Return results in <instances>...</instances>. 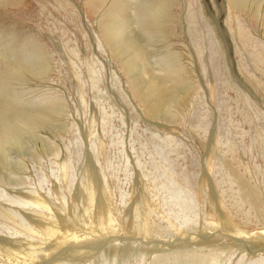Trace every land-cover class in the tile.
<instances>
[{
  "label": "rangeland",
  "instance_id": "rangeland-1",
  "mask_svg": "<svg viewBox=\"0 0 264 264\" xmlns=\"http://www.w3.org/2000/svg\"><path fill=\"white\" fill-rule=\"evenodd\" d=\"M144 1L0 3V264H264V0Z\"/></svg>",
  "mask_w": 264,
  "mask_h": 264
},
{
  "label": "bare ground",
  "instance_id": "bare-ground-1",
  "mask_svg": "<svg viewBox=\"0 0 264 264\" xmlns=\"http://www.w3.org/2000/svg\"><path fill=\"white\" fill-rule=\"evenodd\" d=\"M18 0H0V3H3V4H5V3H7V2H10V3H16ZM231 1V3H232V5L233 6H235V7H239V8H241L243 5H244V3L247 1V0H230ZM167 6H168V2H165L164 0H145L144 1V3H143V5H141L139 8H137V11L135 10V13H137L135 16H136V19H135V21H136V24L137 25H139V27L140 28H142V30H152V29H155L156 28V30H159V28H160V25H159V23L156 21L158 18H159V16H161L162 14H164V12L166 11V9H167ZM122 30H117V28H113L112 29V32H110V31H107V33H105V36L107 37V41H109V42H111V40H113V39H116L117 38V40H120L119 39V37L121 38V35H122V32H121ZM147 32V31H146ZM111 39V40H110ZM123 39V38H122ZM116 44H117V46L120 48V49H126V48H131V49H133V52H134V59H132L131 61H128V64H129V66H133L134 64H136V63H140V64H145L146 63V60H144V58H145V54L146 53H144L141 49H140V45L139 46H137V45H135L134 43H132L131 41H127L126 43L124 42V44H126V46H122L121 44H120V42H116ZM34 64V63H33ZM33 64H32V66H33ZM36 65H35V67H36V69H37V71L38 70H42L43 68H44V66L41 64V62L39 61L38 63H37V61H36V63H35ZM16 66V69L18 70V71H23V69H25V71L26 70H29V71H31V70H33V68L34 67H28V66H25V65H15ZM164 70H166V71H164V75H162L161 77H156V76H149V81H148V84H147V87L145 86V84H143V87L142 88H144V86L146 87V90H144V91H141V90H136V89H134V92H135V94H136V96H137V98L139 99V102L141 101V103H143V106L146 104L147 105V107H148V110L150 111V112H152V113H158L164 106H168V105H166V104H171V106L172 105H175L176 104V99H175V95H176V85H174L173 83H172V80H171V74H172V72L170 71V70H168V69H164ZM22 71H21V73H18V74H22ZM33 72V71H32ZM31 72V73H32ZM33 74H35V73H33ZM147 79V80H148ZM147 82V81H146ZM1 89V88H0ZM4 94V93H3ZM5 95V94H4ZM5 98V97H4ZM6 100V99H5ZM8 100H6V102H7ZM179 101V100H178ZM5 102V103H6ZM4 103V102H3ZM2 103V104H3ZM8 103V102H7ZM0 104H1V102H0ZM178 104V103H177ZM176 104V105H177ZM145 105V106H146ZM176 105H175V107H176ZM178 106V105H177ZM167 108V107H166ZM172 108H174V106H172ZM172 108H170V105H169V108L167 109V112H166V116L167 117H170L171 116V114H172V112H171V110H172ZM1 110L0 111H3L4 109H2V108H0ZM45 109V108H44ZM48 109V108H47ZM34 110V109H33ZM50 109H48V111H49ZM6 111V110H5ZM5 111H3V112H5ZM44 111V110H43ZM2 112V113H3ZM17 112L18 111H16V115H17ZM25 111L23 110L22 111V113H24ZM41 112V111H40ZM45 112L47 113V111L45 110ZM149 112V113H150ZM21 113V112H20ZM19 113V114H20ZM44 113V112H43ZM42 113V114H43ZM50 113H51V110H50ZM162 114L164 113V112H161ZM160 113V114H161ZM4 114V113H3ZM38 114V113H37ZM41 113L39 114L40 116L39 117H44V116H47V114H43L42 115ZM16 115H15V117H16ZM24 115V114H23ZM22 115V116H23ZM29 115V114H28ZM27 115V116H28ZM36 115V114H35ZM50 115V114H49ZM151 115V114H150ZM3 116V115H2ZM1 115H0V118L2 117ZM8 116H10V114L8 115ZM18 116V115H17ZM22 116H21V118H22ZM24 116H26V115H24ZM33 116V119H35L34 118V115H32ZM4 117H6L5 115H4ZM13 117H14V115H13ZM14 117V118H15ZM31 117V116H30ZM30 117H26V119L28 118H30ZM37 117V116H36ZM39 117H37V118H39ZM154 117V116H153ZM7 118H9V117H7ZM46 117H44L43 119H45ZM2 119V118H1ZM6 119V118H5ZM16 119H17V117H16ZM26 119H24V120H22L23 121V123H24V121H26ZM27 119V120H28ZM39 119H41V118H39ZM42 119V120H43ZM46 119H48V118H46ZM4 120V119H3ZM19 121L18 120V122H22V121ZM30 120H32V119H30ZM18 122H17V124H18ZM167 122V121H166ZM2 123V122H1ZM28 123V122H27ZM29 123L31 124V125H33L34 124V122H30L29 121ZM9 124V123H8ZM14 124H16V121H15V123ZM43 124V123H42ZM42 124H40V123H38V125H42ZM44 124H48V123H46V122H44ZM3 125V124H2ZM28 125V124H27ZM36 125H37V123L34 125V127L33 126H31V127H33V128H35L36 127ZM49 125V124H48ZM48 125H45V128L44 129H48V128H46ZM4 126V125H3ZM10 126H12L11 124L10 125H7L6 127L4 126V128H2V127H0V128H2L1 130H0V141H2V140H4V139H9L8 137H10L11 136V134L13 133V131H12V129H11V127ZM18 126V125H17ZM22 127H24L23 125H21ZM29 126V125H28ZM27 127V126H26ZM20 128V127H19ZM29 128V127H28ZM41 128V127H40ZM22 129V128H21ZM24 129H26V128H24ZM37 130V129H36ZM1 143V142H0ZM11 143H12V141H11ZM11 143H9V144H11ZM7 144V143H6ZM1 147V146H0ZM4 154V153H3ZM4 158V156H1V158ZM250 199V198H249ZM90 200V199H89ZM251 202H252V200H251ZM100 210V209H99ZM97 219H98V217H97ZM99 220V219H98ZM96 221V222H98L99 223V221ZM97 223V224H98Z\"/></svg>",
  "mask_w": 264,
  "mask_h": 264
}]
</instances>
